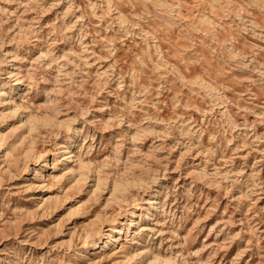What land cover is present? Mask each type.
<instances>
[{
  "label": "rangeland",
  "instance_id": "1",
  "mask_svg": "<svg viewBox=\"0 0 264 264\" xmlns=\"http://www.w3.org/2000/svg\"><path fill=\"white\" fill-rule=\"evenodd\" d=\"M0 137V264H264V0H0Z\"/></svg>",
  "mask_w": 264,
  "mask_h": 264
},
{
  "label": "bare ground",
  "instance_id": "2",
  "mask_svg": "<svg viewBox=\"0 0 264 264\" xmlns=\"http://www.w3.org/2000/svg\"><path fill=\"white\" fill-rule=\"evenodd\" d=\"M203 20V21H202ZM202 20H200V21H202V22H206V21H208V19L207 18H203ZM1 137H0V141H1ZM37 156L38 157H40L41 156V154L39 153V154H37ZM36 156V157H37ZM125 188V186H118V185H115V188H114V192L116 193L117 191H119V190H122V189H124ZM91 227V226H90ZM99 232V230H98V228L97 227H95V228H93V229H87V230H85V232H84V240L85 241H89V240H95L94 238H95V234L96 233H98ZM95 241H98V240H95ZM147 259L146 260H149L148 258H149V256H147L146 257ZM154 261H156V259L155 258H153V259H150V262H154ZM158 261V260H157Z\"/></svg>",
  "mask_w": 264,
  "mask_h": 264
}]
</instances>
